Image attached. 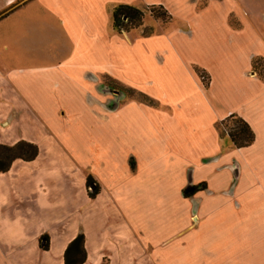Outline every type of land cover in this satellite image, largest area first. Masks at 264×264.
Segmentation results:
<instances>
[{
	"label": "crops",
	"instance_id": "1",
	"mask_svg": "<svg viewBox=\"0 0 264 264\" xmlns=\"http://www.w3.org/2000/svg\"><path fill=\"white\" fill-rule=\"evenodd\" d=\"M141 4L177 26L114 34L113 9ZM256 60L264 0H0V146L39 150L0 173V264H65L81 235L85 264H264ZM110 83L158 106L121 104ZM233 115L251 146L220 138L216 125ZM98 141L112 159L105 175L80 156Z\"/></svg>",
	"mask_w": 264,
	"mask_h": 264
},
{
	"label": "trees",
	"instance_id": "2",
	"mask_svg": "<svg viewBox=\"0 0 264 264\" xmlns=\"http://www.w3.org/2000/svg\"><path fill=\"white\" fill-rule=\"evenodd\" d=\"M144 9L145 7L141 9L131 5H121L114 8L112 11L113 30L118 34H122L140 28L148 12L157 20H162L163 22H170L172 20V16L162 6H149L146 10ZM151 36V33L144 34V37L146 38ZM254 69L262 78H264V67L261 66V60H256L254 62ZM130 95L136 96V100L147 106H158L156 101L140 92L131 90ZM216 130L221 139L229 138L236 149L249 147L255 142V134L251 127L236 115L230 116L224 121L219 122L216 125ZM38 154L39 150L36 146L24 142L15 147L0 146V173L8 172L14 161L22 160L25 162H31L36 159ZM93 184V180L89 178L88 187H92ZM205 187L206 186L202 184L186 190L184 194L189 197ZM97 193L98 188L94 190L92 197L97 195ZM64 261L65 264L86 263L87 255L84 248V237L82 235L69 245L65 253Z\"/></svg>",
	"mask_w": 264,
	"mask_h": 264
},
{
	"label": "rangeland",
	"instance_id": "3",
	"mask_svg": "<svg viewBox=\"0 0 264 264\" xmlns=\"http://www.w3.org/2000/svg\"><path fill=\"white\" fill-rule=\"evenodd\" d=\"M135 7H138L141 9L145 7L144 10H146L149 6L145 4H141ZM178 21L179 20L177 18L172 16V20L170 22H163L162 20H157L156 18L151 16V14L148 12L140 28L134 29L130 31L129 33H122L120 35H128L132 39L144 37V34H148V33H151L153 37L159 36V35H166L170 33L177 26ZM114 34H118V33L114 31ZM241 44H243L246 47V49H250L251 47L249 44H245L243 42ZM261 66L264 67V65L262 64ZM204 82L209 83V78L206 76V74L204 75ZM110 84H112V88L115 91L113 95L117 93L115 96L118 95L117 97L121 98V102H120L121 104L126 103L127 101H132V102L141 104L138 100H136L135 98L136 96L130 95L131 90L132 91H136V90L131 89L127 87L126 85H119L116 83H110ZM148 90L153 91L150 89ZM69 130H70L69 131L70 134L72 135L73 127L69 126ZM99 134H101L100 139L103 140L104 139L103 132H97L98 137H99ZM67 145H68L66 146L67 150H71L72 152L78 149V147L73 144L68 143ZM104 145L105 144L103 142L98 141L96 146L94 144H91V145L87 144L86 146L80 147V150H81L80 156H83L86 159L91 158V162H92L91 168L93 169L95 173H98L100 175H105L107 172L111 170L110 160L112 159L110 158L111 156L107 152V147H105ZM120 166H121V162H120ZM121 172H122V168H120V173ZM113 264H129V262L125 263L123 260L117 258L113 262Z\"/></svg>",
	"mask_w": 264,
	"mask_h": 264
}]
</instances>
